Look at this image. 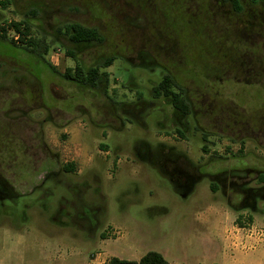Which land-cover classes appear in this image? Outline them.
Here are the masks:
<instances>
[{
	"label": "rangeland",
	"instance_id": "1",
	"mask_svg": "<svg viewBox=\"0 0 264 264\" xmlns=\"http://www.w3.org/2000/svg\"><path fill=\"white\" fill-rule=\"evenodd\" d=\"M1 1L0 27L24 19L42 49L0 39V176L15 194L0 191V264H91L98 253L137 261L149 251L169 263L236 264L222 226L234 216L263 225L264 201L236 213L228 180L225 194L209 184L232 170L246 180L264 172V0H240L239 12L220 0ZM65 23L103 40L74 46L57 32ZM37 54L59 72L114 56L107 97L62 79ZM165 74L188 115L151 96ZM137 94L143 114L123 112ZM160 145L190 161L184 185L161 172ZM67 163L73 172L62 171ZM83 239V256L60 258ZM241 260L264 263L255 253Z\"/></svg>",
	"mask_w": 264,
	"mask_h": 264
},
{
	"label": "trees",
	"instance_id": "2",
	"mask_svg": "<svg viewBox=\"0 0 264 264\" xmlns=\"http://www.w3.org/2000/svg\"><path fill=\"white\" fill-rule=\"evenodd\" d=\"M223 3L229 4L235 10V12H239L242 9L240 0H220ZM258 1V0H255ZM0 5H4V3L0 0ZM13 33V38H7L8 32ZM57 32L66 37L68 42L74 46L79 45H91L95 43H101L103 40L102 35L95 28L86 27L79 23H65L57 29ZM0 39L4 41H9L13 47H17V44H20L22 49L28 53L33 54L42 49L40 42H36L34 38L31 37L30 26L24 19L20 21H11L6 23L5 25L0 27ZM48 52V47L45 46L43 48V55ZM39 53V52H38ZM67 55L74 58V54L67 50ZM37 57L45 63L48 68L58 74L62 79L72 82L78 86L86 87L92 90L98 91L104 97H107V87H108V73L105 71L108 67H110L115 61L114 56H109L102 61L97 62L93 66L88 68H84L77 61L73 68H66L64 71L59 72L54 66L49 64L41 54H37ZM175 83L170 75L165 74L161 78L160 82L154 86L151 90V96L153 99H158L159 97H165L169 99L171 105L175 109V115L186 116L189 114V106L182 96L183 92L180 90L178 92L174 91ZM136 102L131 104H119L122 108L123 112L132 113V110L129 111V107H134L138 112L143 114L145 108L144 100L141 95L137 94ZM127 108V110H125ZM139 113V114H140ZM136 121V120H135ZM120 129V128H119ZM178 135L184 138L185 130L180 127L176 131ZM203 140L205 141V137L203 136ZM164 149L166 150L165 152ZM202 151H206L205 146H202ZM158 153L161 155L163 162L160 164L161 172L167 173L171 178L172 182L176 185H184L186 183L185 176H189V171L186 165L191 167V163L188 158L180 153H177L174 148L168 147L166 148L164 145H160L158 148ZM138 156L142 160H147L140 151H138ZM150 162V161H149ZM151 164H155V162L151 161ZM159 165V164H158ZM182 167V168H181ZM183 167H185L183 169ZM192 168V167H191ZM193 169V168H192ZM62 171L69 173L74 171V167L72 163H67L63 165ZM246 173V172H245ZM245 173L232 170L229 172H225L220 174L219 179H215L211 181L209 184V188L212 192L218 191L220 188L224 190V181L228 180V185L234 190L235 194L240 196V202L238 205L232 204L228 198V206L229 208L239 213L241 211H249L250 213L256 212V203L258 200L264 201V172H259L254 180H246ZM54 173L47 174L46 178L50 176H54ZM218 178V177H216ZM196 179V180H195ZM200 179V176H196L193 178L191 185L195 184L196 181ZM242 181L241 184H238L236 181ZM252 182H256L257 186H251ZM12 189V188H11ZM240 217L235 219L236 225L242 227L244 224H241L239 221ZM252 221V217H248V222ZM103 264H177V263H169L166 259L158 252L149 251L145 253L138 261L134 260H124L119 259L117 257H110L107 262Z\"/></svg>",
	"mask_w": 264,
	"mask_h": 264
},
{
	"label": "crops",
	"instance_id": "3",
	"mask_svg": "<svg viewBox=\"0 0 264 264\" xmlns=\"http://www.w3.org/2000/svg\"><path fill=\"white\" fill-rule=\"evenodd\" d=\"M208 215L209 214L207 213H201L199 216L206 219ZM230 223L231 224H226L222 226L224 234L223 240L226 249L230 251L231 256L233 257L234 262L236 264H249L244 263L241 259L245 260L246 258H248V255L253 253H255V256L264 257V224H256L255 218H253V216L252 221L244 224L242 227L236 225L235 216L234 218H232ZM90 235L89 237H91ZM88 243L89 239H83V242H79L74 248H71L69 252H62V256H60V258L64 256H83L86 244ZM59 255L61 254L59 253ZM90 257L93 258L91 264H103L107 262L110 257L113 256H107L106 258L101 259L100 253H98V255L92 254Z\"/></svg>",
	"mask_w": 264,
	"mask_h": 264
},
{
	"label": "flooded vegetation",
	"instance_id": "4",
	"mask_svg": "<svg viewBox=\"0 0 264 264\" xmlns=\"http://www.w3.org/2000/svg\"><path fill=\"white\" fill-rule=\"evenodd\" d=\"M256 2V1H255ZM185 98V97H184ZM186 100V99H185ZM187 102V100H186ZM188 104V102H187ZM189 106V104H188ZM190 110V109H189ZM189 177V176H188ZM186 182V181H185ZM0 191H6V192H11L12 196H15L13 193V190L9 187V185L4 181V179L0 176Z\"/></svg>",
	"mask_w": 264,
	"mask_h": 264
}]
</instances>
